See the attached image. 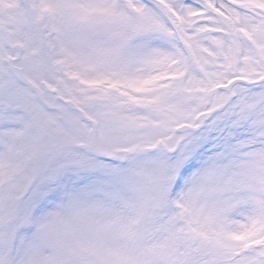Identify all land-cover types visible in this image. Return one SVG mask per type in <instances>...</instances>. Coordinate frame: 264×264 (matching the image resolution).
Returning <instances> with one entry per match:
<instances>
[{
  "label": "snow or ice",
  "instance_id": "6c2138e0",
  "mask_svg": "<svg viewBox=\"0 0 264 264\" xmlns=\"http://www.w3.org/2000/svg\"><path fill=\"white\" fill-rule=\"evenodd\" d=\"M0 264H264V0H0Z\"/></svg>",
  "mask_w": 264,
  "mask_h": 264
}]
</instances>
